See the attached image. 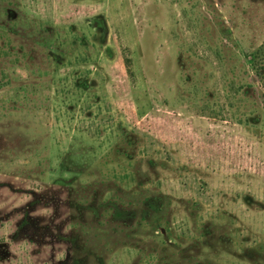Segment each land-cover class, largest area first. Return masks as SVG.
<instances>
[{"label":"rangeland","instance_id":"obj_1","mask_svg":"<svg viewBox=\"0 0 264 264\" xmlns=\"http://www.w3.org/2000/svg\"><path fill=\"white\" fill-rule=\"evenodd\" d=\"M263 43L264 0H0V264H264Z\"/></svg>","mask_w":264,"mask_h":264},{"label":"trees","instance_id":"obj_2","mask_svg":"<svg viewBox=\"0 0 264 264\" xmlns=\"http://www.w3.org/2000/svg\"><path fill=\"white\" fill-rule=\"evenodd\" d=\"M264 56V43L259 46L256 51L251 55V62L259 63L260 58ZM262 67L261 65H259ZM258 75L260 76V79L263 80V87H264V78L261 75L260 71H257Z\"/></svg>","mask_w":264,"mask_h":264}]
</instances>
